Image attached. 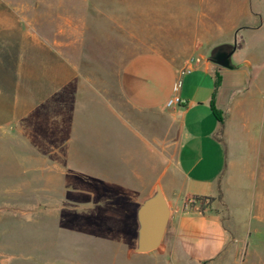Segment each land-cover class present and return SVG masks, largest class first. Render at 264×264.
Masks as SVG:
<instances>
[{
	"label": "rangeland",
	"instance_id": "374dc122",
	"mask_svg": "<svg viewBox=\"0 0 264 264\" xmlns=\"http://www.w3.org/2000/svg\"><path fill=\"white\" fill-rule=\"evenodd\" d=\"M139 1L129 30L145 37H125V20L97 15L93 0H0V264H153L133 252L134 208L175 175L180 122L172 108L128 103L120 71L139 53L178 63L219 45H235L231 63L246 60L248 77L230 83L245 90L220 110L234 179L214 208L236 245L214 264H264V0H251L261 26L248 37H234L218 25L223 11L208 8L226 0L204 2L199 17L187 0L165 2L166 17L142 27ZM173 79L139 92L161 100Z\"/></svg>",
	"mask_w": 264,
	"mask_h": 264
},
{
	"label": "crops",
	"instance_id": "0c3cea01",
	"mask_svg": "<svg viewBox=\"0 0 264 264\" xmlns=\"http://www.w3.org/2000/svg\"><path fill=\"white\" fill-rule=\"evenodd\" d=\"M134 1L93 0L92 4L94 11L98 12L97 15H101L102 11L104 15V11H107L106 16L110 20L119 22L118 20L124 19L123 24L127 30L125 37H145L146 34L142 33V29L141 33L136 28L135 30L133 28V32L129 30L138 24L131 20L133 14H127L128 10L133 9ZM187 1L190 3L187 9L196 11L198 17L203 8L202 4L206 1L212 3L210 0ZM165 2L168 3L167 9H176L175 0L139 1L141 27L147 24L143 21L149 18L159 20L166 17ZM225 3V6L210 5L208 8L223 11L221 16L224 20L218 25L226 26L230 30L234 29V37H248L249 30L255 31L260 28L261 24H255L257 15L251 6V0H226ZM155 9L157 13H150ZM119 10L125 13L123 15L117 13ZM199 24L198 18L192 22L195 28ZM239 32L242 33L238 34ZM210 54L197 52L192 56L194 62L190 69L181 73L188 59L177 63L173 56L156 51L143 52L129 58L120 71L119 86L123 96L128 103L140 109L166 107V100L175 93L176 80L182 79L178 94L184 103L168 107L172 108V112L180 122V137L176 148V173L167 177L166 186L161 185L170 207V218L160 246L149 253L139 254L147 255L153 264H214L229 254L236 245L221 215L214 208L219 198L224 204L231 196L230 181L232 180L233 183L234 163L229 159L227 139L225 133L219 132L220 122L212 108L226 110L232 93L245 90V86L235 88L230 87V83L243 82L248 77V71L245 69L244 59L233 62L239 65L233 69L224 68L211 62ZM62 72L67 73L64 69ZM44 73L50 86L49 90H52V77H47V74H52V66H44ZM164 75L174 77L172 94L157 101L152 97H142L139 91L146 87L147 90L155 88ZM225 77L227 84L224 87ZM66 79L67 83L68 77ZM146 83L151 84L152 88ZM51 97L50 95L52 105ZM65 101L67 104L68 99H60V104L65 106ZM258 134L264 138V131ZM243 167L246 169V165ZM258 178L264 181V166L259 167ZM261 183H258V197L254 201H261ZM195 196H211L215 199L203 210L198 200L192 207L184 208V199Z\"/></svg>",
	"mask_w": 264,
	"mask_h": 264
},
{
	"label": "water",
	"instance_id": "95a60500",
	"mask_svg": "<svg viewBox=\"0 0 264 264\" xmlns=\"http://www.w3.org/2000/svg\"><path fill=\"white\" fill-rule=\"evenodd\" d=\"M226 45L215 47L209 60L224 68H235L239 65L231 63V49L225 50ZM223 49V50H222ZM170 218V207L159 182L154 183L151 190L142 197L134 208L136 223L133 252L136 254L149 253L157 249L164 238Z\"/></svg>",
	"mask_w": 264,
	"mask_h": 264
},
{
	"label": "built area",
	"instance_id": "2783aa9c",
	"mask_svg": "<svg viewBox=\"0 0 264 264\" xmlns=\"http://www.w3.org/2000/svg\"><path fill=\"white\" fill-rule=\"evenodd\" d=\"M193 62H194V58L193 57L189 58L186 66L181 69V73L185 72L186 70H189ZM181 85H182V79L178 78L174 86L175 93L166 100V103H165L166 107L182 105L184 103V100L181 99V97L178 94V91L181 88ZM195 202H196L195 198L187 197L183 201V207L190 208L195 204Z\"/></svg>",
	"mask_w": 264,
	"mask_h": 264
},
{
	"label": "trees",
	"instance_id": "16d2710c",
	"mask_svg": "<svg viewBox=\"0 0 264 264\" xmlns=\"http://www.w3.org/2000/svg\"><path fill=\"white\" fill-rule=\"evenodd\" d=\"M217 82H219V80ZM212 110H213L214 115L218 119V121H220L221 120L220 110H217L215 108H212ZM194 198L195 200H198L200 202V208L202 210L206 205H209L215 199L214 197H211V196H207V197L206 196H195Z\"/></svg>",
	"mask_w": 264,
	"mask_h": 264
},
{
	"label": "flooded vegetation",
	"instance_id": "af4514ba",
	"mask_svg": "<svg viewBox=\"0 0 264 264\" xmlns=\"http://www.w3.org/2000/svg\"><path fill=\"white\" fill-rule=\"evenodd\" d=\"M232 48V47H231ZM230 47H226V49L225 50H229V49H231ZM223 50V49H222Z\"/></svg>",
	"mask_w": 264,
	"mask_h": 264
}]
</instances>
